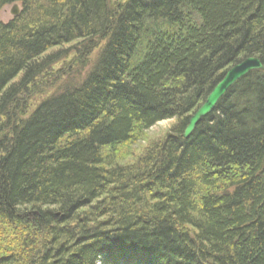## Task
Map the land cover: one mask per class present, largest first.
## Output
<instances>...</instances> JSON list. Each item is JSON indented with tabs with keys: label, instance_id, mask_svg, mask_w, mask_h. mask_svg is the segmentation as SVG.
<instances>
[{
	"label": "trees",
	"instance_id": "1",
	"mask_svg": "<svg viewBox=\"0 0 264 264\" xmlns=\"http://www.w3.org/2000/svg\"><path fill=\"white\" fill-rule=\"evenodd\" d=\"M15 4L0 264H264V72L182 137L227 70L264 64V0H0V14Z\"/></svg>",
	"mask_w": 264,
	"mask_h": 264
},
{
	"label": "water",
	"instance_id": "2",
	"mask_svg": "<svg viewBox=\"0 0 264 264\" xmlns=\"http://www.w3.org/2000/svg\"><path fill=\"white\" fill-rule=\"evenodd\" d=\"M19 12V5H13L12 13L14 17L18 16ZM255 71L264 72V64L258 58H247L227 70L223 78L212 89L202 105L192 114L182 137L185 140L189 139L195 132L197 126L215 111L219 102L234 87V85Z\"/></svg>",
	"mask_w": 264,
	"mask_h": 264
},
{
	"label": "rangeland",
	"instance_id": "3",
	"mask_svg": "<svg viewBox=\"0 0 264 264\" xmlns=\"http://www.w3.org/2000/svg\"><path fill=\"white\" fill-rule=\"evenodd\" d=\"M112 1H117V0H112ZM13 6H8L5 7L1 14H0V23H8L11 20H13L14 15H13ZM174 121L169 120V121H163L158 124H156L153 128H151L147 132V138L148 141L149 139L155 138L160 136L162 133L167 132L171 126L173 125ZM147 140V139H146ZM145 145V142H140L136 146L132 147V151L139 152V150ZM131 152V151H130Z\"/></svg>",
	"mask_w": 264,
	"mask_h": 264
}]
</instances>
